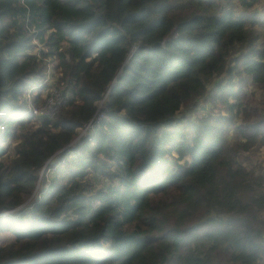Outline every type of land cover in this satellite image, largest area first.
<instances>
[{"label":"trees","instance_id":"16d2710c","mask_svg":"<svg viewBox=\"0 0 264 264\" xmlns=\"http://www.w3.org/2000/svg\"><path fill=\"white\" fill-rule=\"evenodd\" d=\"M253 1L0 0V264H264Z\"/></svg>","mask_w":264,"mask_h":264},{"label":"rangeland","instance_id":"374dc122","mask_svg":"<svg viewBox=\"0 0 264 264\" xmlns=\"http://www.w3.org/2000/svg\"><path fill=\"white\" fill-rule=\"evenodd\" d=\"M241 10L244 12H248V13L251 12L252 14L257 13L258 14L257 18H259V17L261 18L262 16H264V0H254L252 5L243 4ZM255 27L259 28L261 26L258 23H256ZM42 94L45 97L46 91H44ZM27 95H28V93H27ZM206 103L208 104L207 111H211L213 105L209 104L203 98L199 101L198 107H193V108L192 107H183L176 115L177 122L179 121V124H178L179 127H183L186 124L187 120L194 121V120L201 118L202 115L204 114V111L201 108L199 109V107L202 105H206ZM214 112H222L221 107L218 105ZM183 118H186V119H183ZM174 122L177 126V122L176 121H174ZM245 157L247 160V161H245L246 166L247 167H253V166H255V164H257V163L259 164L263 161L264 148H261L256 152L246 153ZM46 172H49L48 168H47ZM51 172H53V171H51ZM259 264H263V263L260 262Z\"/></svg>","mask_w":264,"mask_h":264},{"label":"built area","instance_id":"2783aa9c","mask_svg":"<svg viewBox=\"0 0 264 264\" xmlns=\"http://www.w3.org/2000/svg\"><path fill=\"white\" fill-rule=\"evenodd\" d=\"M53 82V75L51 68H49L46 77L43 79V83L51 84ZM63 87L53 86L51 88V95L47 98L46 103L41 107H35L33 105V114L37 116L48 115L52 116L57 108V106L65 102V96L62 94ZM28 99L31 98V94L27 95ZM107 94L98 102V110L94 118L81 129L80 136L86 133L88 128L94 125L95 122H99L105 118L104 108L106 103Z\"/></svg>","mask_w":264,"mask_h":264}]
</instances>
